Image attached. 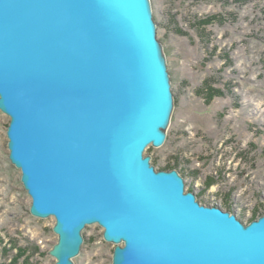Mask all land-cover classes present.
I'll return each instance as SVG.
<instances>
[{"label":"water","instance_id":"1","mask_svg":"<svg viewBox=\"0 0 264 264\" xmlns=\"http://www.w3.org/2000/svg\"><path fill=\"white\" fill-rule=\"evenodd\" d=\"M0 111L55 264L103 228L113 264H264V214L203 204L162 147L174 111L151 0H0Z\"/></svg>","mask_w":264,"mask_h":264},{"label":"rangeland","instance_id":"2","mask_svg":"<svg viewBox=\"0 0 264 264\" xmlns=\"http://www.w3.org/2000/svg\"><path fill=\"white\" fill-rule=\"evenodd\" d=\"M174 111L165 144L145 155L176 169L200 202L244 223L264 214V0H151ZM0 111V264H55V218L30 213ZM88 226L76 264H113L115 246Z\"/></svg>","mask_w":264,"mask_h":264},{"label":"flooded vegetation","instance_id":"3","mask_svg":"<svg viewBox=\"0 0 264 264\" xmlns=\"http://www.w3.org/2000/svg\"><path fill=\"white\" fill-rule=\"evenodd\" d=\"M230 212V211H229ZM232 213V212H231ZM233 214H235V213H233ZM236 215V214H235ZM237 216V215H236ZM238 217V216H237ZM256 217V216H255ZM255 219H257V218H255Z\"/></svg>","mask_w":264,"mask_h":264},{"label":"trees","instance_id":"4","mask_svg":"<svg viewBox=\"0 0 264 264\" xmlns=\"http://www.w3.org/2000/svg\"><path fill=\"white\" fill-rule=\"evenodd\" d=\"M166 170H170V169H166ZM256 217H254L253 219H255Z\"/></svg>","mask_w":264,"mask_h":264}]
</instances>
